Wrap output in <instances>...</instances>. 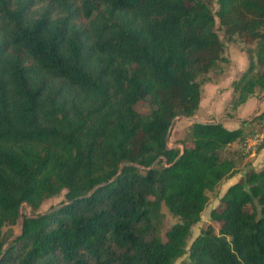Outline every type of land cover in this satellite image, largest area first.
<instances>
[{
	"label": "trees",
	"instance_id": "16d2710c",
	"mask_svg": "<svg viewBox=\"0 0 264 264\" xmlns=\"http://www.w3.org/2000/svg\"><path fill=\"white\" fill-rule=\"evenodd\" d=\"M236 37L249 64L227 115L264 89V0H0V264H175L187 253L209 192L236 173L221 153L245 130L196 121L169 146L171 127L195 115ZM163 205L179 218L166 239ZM19 217L9 242L3 227ZM211 218L220 229L208 225L181 264H264V164Z\"/></svg>",
	"mask_w": 264,
	"mask_h": 264
},
{
	"label": "crops",
	"instance_id": "0c3cea01",
	"mask_svg": "<svg viewBox=\"0 0 264 264\" xmlns=\"http://www.w3.org/2000/svg\"><path fill=\"white\" fill-rule=\"evenodd\" d=\"M235 50L236 49H232L230 51V56H228L230 63L225 72L203 84L199 108L195 115L191 117L180 116L174 120L169 137V146L176 145V140L185 136L187 128L193 122H221L230 129H236L246 126L247 123H243V121L248 122L251 117L250 115L254 111H259L260 107L264 105L263 89L261 94L258 95V92L255 96L249 98L243 105H241L236 113L233 115H227V106L232 98V82L242 76L249 64L248 57L242 50H237L242 53L239 56V60L232 57V53H234ZM174 136L175 139H172ZM240 143L241 141L233 143V145L239 146ZM263 151L264 146H261L258 153L255 151L251 154L256 165L260 164V162L263 163L261 161V157L264 156ZM250 168L257 169L254 166ZM239 175L240 173L229 178L230 180H228L230 182L228 184L240 180L241 178Z\"/></svg>",
	"mask_w": 264,
	"mask_h": 264
},
{
	"label": "rangeland",
	"instance_id": "374dc122",
	"mask_svg": "<svg viewBox=\"0 0 264 264\" xmlns=\"http://www.w3.org/2000/svg\"><path fill=\"white\" fill-rule=\"evenodd\" d=\"M214 6L217 7V4L214 3ZM220 34L222 35L223 32L220 30L219 31ZM226 43V47H225V53L227 56H230V51L232 49H236L234 51V53H232V57H235L237 60H239V56L242 54L241 52H238L237 50H242L245 52V54L247 55L246 51L244 49H247V47H249V45L243 43L238 37L235 38L234 41L232 42H228L225 41ZM237 52V53H236ZM238 62V61H236ZM262 91H259L258 95L261 94ZM137 109L141 112H146L147 109V105L145 103H139L137 105ZM250 119L251 123H247L246 126H244V130L246 131L247 129H251V131H259L263 134V139H264V105H262V107H260L259 111H254L251 115H250ZM247 127V128H246ZM175 139V136L172 138ZM171 139V140H172ZM261 146H264V140L263 143L259 146V148ZM259 148L256 150V153H258ZM264 152V151H263ZM222 157H228V156H232L234 158L235 164H236V174H239V177L242 179V177H244L246 171L248 169H251L250 167H255L257 169H260L261 166L264 164V156L261 157V161L263 163L260 162V164L256 165L254 163V158L251 156V154L249 153H245L243 150H241L239 148V146H234L233 144H231L230 146H228L226 149H224L221 153ZM257 158V157H256ZM234 175V176H235ZM230 180V179H229ZM228 179L224 180L214 191H210L209 192V201L208 204L206 206V208L204 209V211L201 214V219L198 223L194 224L192 226V230H191V235L188 238V245H187V253H185L182 257H180L175 264H181L182 261H188L189 260V248L190 245L192 244V242L194 241V239L201 234V232L207 228L208 225H212L214 226L215 230L218 231L220 229L221 223L217 222L215 220H213L211 218V211L214 208H217L220 203H221V196L222 194L226 191V189L232 185L228 184L230 181ZM239 181V180H238ZM236 181V182H238ZM65 198V191H62L59 195L54 196L52 198H49L47 200H45L39 207L37 210L34 211V213L38 214V213H45L47 211H51L52 207L58 206L60 204V202ZM22 212L26 213V214H30L31 215V211L28 210V207H24L22 209ZM162 212L164 213V217H163V225H162V234L164 239H166L165 234L167 230L170 229V227L179 221V218L174 216L169 210L168 208L163 205L162 206ZM23 213H22V218H23ZM19 217V219L16 221L15 224H7L3 227V235L5 237H9L8 241L11 239H14L15 236L19 235L21 233V223H22V218ZM10 242V241H9Z\"/></svg>",
	"mask_w": 264,
	"mask_h": 264
},
{
	"label": "built area",
	"instance_id": "2783aa9c",
	"mask_svg": "<svg viewBox=\"0 0 264 264\" xmlns=\"http://www.w3.org/2000/svg\"><path fill=\"white\" fill-rule=\"evenodd\" d=\"M252 119H249L248 122L251 123ZM263 134L259 131H251V129H247L244 132L243 138L239 145V148L243 150L245 153L253 154L259 146L263 143ZM28 210L31 211V208L28 207ZM22 213V209L20 210ZM27 215H30L29 213Z\"/></svg>",
	"mask_w": 264,
	"mask_h": 264
},
{
	"label": "water",
	"instance_id": "95a60500",
	"mask_svg": "<svg viewBox=\"0 0 264 264\" xmlns=\"http://www.w3.org/2000/svg\"><path fill=\"white\" fill-rule=\"evenodd\" d=\"M173 124H174V121H173V123H172V126H173ZM21 227H22V231H23V224L21 223Z\"/></svg>",
	"mask_w": 264,
	"mask_h": 264
}]
</instances>
